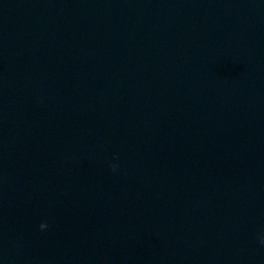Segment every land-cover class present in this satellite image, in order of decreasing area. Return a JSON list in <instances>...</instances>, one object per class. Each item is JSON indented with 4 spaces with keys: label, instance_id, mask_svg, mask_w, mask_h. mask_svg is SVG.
<instances>
[{
    "label": "water",
    "instance_id": "1",
    "mask_svg": "<svg viewBox=\"0 0 264 264\" xmlns=\"http://www.w3.org/2000/svg\"><path fill=\"white\" fill-rule=\"evenodd\" d=\"M262 237L264 0H0V264H264Z\"/></svg>",
    "mask_w": 264,
    "mask_h": 264
},
{
    "label": "clouds",
    "instance_id": "2",
    "mask_svg": "<svg viewBox=\"0 0 264 264\" xmlns=\"http://www.w3.org/2000/svg\"><path fill=\"white\" fill-rule=\"evenodd\" d=\"M111 167H112V170H113V171L116 170V166H115V165H113V166H111ZM47 227H48V225H47L46 222L41 223V225H40V230H41V231H45V230H47ZM260 243H261L262 246H264V237L261 238Z\"/></svg>",
    "mask_w": 264,
    "mask_h": 264
}]
</instances>
